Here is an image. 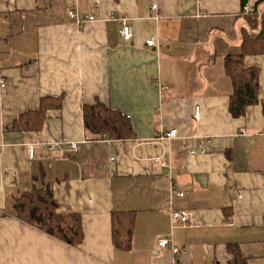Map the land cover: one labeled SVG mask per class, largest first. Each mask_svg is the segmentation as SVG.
Wrapping results in <instances>:
<instances>
[{"label":"crops","instance_id":"0c3cea01","mask_svg":"<svg viewBox=\"0 0 264 264\" xmlns=\"http://www.w3.org/2000/svg\"><path fill=\"white\" fill-rule=\"evenodd\" d=\"M256 9L264 14V2ZM69 11L94 19L78 25ZM242 13L240 0H0V264H228L229 243L264 264V53L244 57L258 93L238 119L223 69L247 29ZM95 102L126 115L132 137L87 134L82 106ZM44 109L38 130H12ZM170 130L174 139H156ZM34 178L57 213L80 216L79 245L14 217ZM170 208L191 211L193 223L172 226ZM111 212L132 214L128 250L111 242ZM160 238L178 252L157 250Z\"/></svg>","mask_w":264,"mask_h":264},{"label":"trees","instance_id":"16d2710c","mask_svg":"<svg viewBox=\"0 0 264 264\" xmlns=\"http://www.w3.org/2000/svg\"><path fill=\"white\" fill-rule=\"evenodd\" d=\"M240 1L241 7L247 3V0ZM263 2L264 0H258L252 13L244 14L247 29L241 31L240 49L237 53L227 55L223 60L224 73L229 78L232 88L228 113L235 119L242 117L245 109L257 102L258 70L246 67L243 60L247 55L264 53V14L258 13L256 9L257 5ZM44 114L45 109L20 115L11 128L22 132L38 130ZM82 117L84 130L96 139L105 135L111 140H127L133 135L130 119L120 111L100 102L83 105ZM34 181L29 190L19 193L14 198L12 204L14 217L70 246L79 245L83 236L80 216L57 213L50 187L37 184L35 178ZM110 224L114 248L128 250L132 235V214L111 212ZM227 251L231 256L228 264H247L236 244H227Z\"/></svg>","mask_w":264,"mask_h":264},{"label":"built area","instance_id":"2783aa9c","mask_svg":"<svg viewBox=\"0 0 264 264\" xmlns=\"http://www.w3.org/2000/svg\"><path fill=\"white\" fill-rule=\"evenodd\" d=\"M157 6L156 4H152L150 6V11L154 12L156 11ZM252 7L248 4L244 5L242 8V12L244 14H250L252 13ZM68 17L76 24L80 25L83 24L84 22L87 21H92L94 18L91 15H87L85 17H78L77 13L75 11H69L68 12ZM119 23V35L121 37V39L124 42H129L131 41L132 37H133V29L132 27L129 25L128 23V19L126 17H120L116 19ZM146 46L148 47H152L154 46V39H150L148 41L145 42ZM5 83L3 82L2 79H0V88H4ZM158 86L160 88V94L161 96L163 95V93L165 91L168 90L167 86H162L158 83ZM194 118L198 119V115H199V111L198 108H194V112H193ZM176 137V132L174 130H170L167 131L165 133H161L160 135L157 136L156 139L158 140H171L174 139ZM101 141H106L107 143L111 142V139L107 138L105 135L101 136ZM66 146L68 147L69 151L71 152H76L78 150V143L76 142H69V143H65ZM198 149L199 151L202 153L203 152V144L199 143L198 144ZM190 154H194L193 150L189 151ZM156 162H158V160H155ZM164 166V165H163ZM174 194L175 196L178 197H183L184 194L182 192H175L173 190L170 191V195ZM169 218H170V223L171 225H181V226H190L193 223V213L191 211L188 210H184V209H179L176 210L174 208H170L169 211ZM156 247L157 250L161 249H166V248H170L171 252L173 254H176L178 252V249L175 247L171 246V241L169 239L166 238H160L157 240L156 243ZM159 251H156V254H158Z\"/></svg>","mask_w":264,"mask_h":264},{"label":"bare ground","instance_id":"6f19581e","mask_svg":"<svg viewBox=\"0 0 264 264\" xmlns=\"http://www.w3.org/2000/svg\"><path fill=\"white\" fill-rule=\"evenodd\" d=\"M243 8V7H242Z\"/></svg>","mask_w":264,"mask_h":264}]
</instances>
